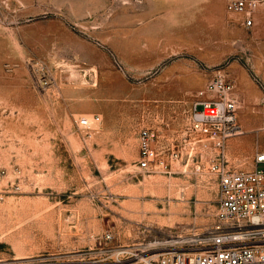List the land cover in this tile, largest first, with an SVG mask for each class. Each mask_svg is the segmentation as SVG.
Returning <instances> with one entry per match:
<instances>
[{
    "label": "rangeland",
    "instance_id": "1",
    "mask_svg": "<svg viewBox=\"0 0 264 264\" xmlns=\"http://www.w3.org/2000/svg\"><path fill=\"white\" fill-rule=\"evenodd\" d=\"M228 1L0 0V264H132L213 221L212 162L264 153V10L245 28ZM219 83L237 128L218 150L185 129Z\"/></svg>",
    "mask_w": 264,
    "mask_h": 264
},
{
    "label": "built area",
    "instance_id": "2",
    "mask_svg": "<svg viewBox=\"0 0 264 264\" xmlns=\"http://www.w3.org/2000/svg\"><path fill=\"white\" fill-rule=\"evenodd\" d=\"M258 7L264 10V0H229L226 10L239 15L242 26L249 28ZM206 89L212 95L192 106L185 134L213 139V147L219 150L223 139L237 128L236 103L226 96L229 84H210ZM78 124L88 127L89 121L84 118ZM156 139L151 126L138 130L135 164L139 172L151 174L165 167ZM210 170L216 175L218 193L213 221L194 237L170 243L167 251L148 254L132 264H264V153L256 156L252 170H229L215 161Z\"/></svg>",
    "mask_w": 264,
    "mask_h": 264
},
{
    "label": "bare ground",
    "instance_id": "3",
    "mask_svg": "<svg viewBox=\"0 0 264 264\" xmlns=\"http://www.w3.org/2000/svg\"><path fill=\"white\" fill-rule=\"evenodd\" d=\"M88 121H89V120H88ZM237 134H238V133H237ZM182 196H184V195H182V193H181V194H179V197H180V198H182ZM180 198H179V199H180ZM184 198H185V197H184ZM182 200H183V199H182ZM180 237H181V236H180ZM190 237H191V236H190ZM172 238H173V237H172ZM189 239H190V238H189ZM170 242H171L172 244H174V241H173V240H172V241H170Z\"/></svg>",
    "mask_w": 264,
    "mask_h": 264
},
{
    "label": "crops",
    "instance_id": "4",
    "mask_svg": "<svg viewBox=\"0 0 264 264\" xmlns=\"http://www.w3.org/2000/svg\"><path fill=\"white\" fill-rule=\"evenodd\" d=\"M254 24H255V20H254ZM254 24H253V25H254ZM253 25H252V26H253Z\"/></svg>",
    "mask_w": 264,
    "mask_h": 264
}]
</instances>
